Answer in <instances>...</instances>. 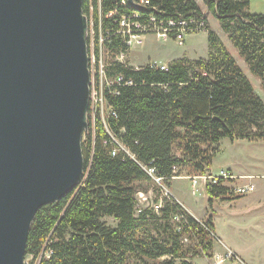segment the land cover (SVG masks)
<instances>
[{"label": "trees", "instance_id": "1", "mask_svg": "<svg viewBox=\"0 0 264 264\" xmlns=\"http://www.w3.org/2000/svg\"><path fill=\"white\" fill-rule=\"evenodd\" d=\"M140 1L133 6L127 0L122 7V0L84 1V13L108 51H127L113 34L107 40L116 24L106 15L120 7V14L139 13L144 19H204L209 55L170 63L167 71L108 64V76L125 81L115 86V93L105 91L116 116L104 121L98 115L93 123L89 111L85 180L37 213L26 249L30 264H193L192 258H212L213 217L195 219L162 195L144 167L154 168L170 188L178 177L211 175L223 139L264 143V100L207 19L210 14L218 20L264 91V14L251 12V0H202L206 11L196 0H149L139 6ZM224 183L206 187L211 208L214 199L241 198L230 195ZM152 186L159 191L155 203L161 201L162 207L138 212V194ZM180 216L184 219L178 223ZM108 217L117 222L115 227L104 221Z\"/></svg>", "mask_w": 264, "mask_h": 264}, {"label": "water", "instance_id": "2", "mask_svg": "<svg viewBox=\"0 0 264 264\" xmlns=\"http://www.w3.org/2000/svg\"><path fill=\"white\" fill-rule=\"evenodd\" d=\"M84 1L0 0V264H29L37 213L85 180L91 70Z\"/></svg>", "mask_w": 264, "mask_h": 264}, {"label": "rangeland", "instance_id": "3", "mask_svg": "<svg viewBox=\"0 0 264 264\" xmlns=\"http://www.w3.org/2000/svg\"><path fill=\"white\" fill-rule=\"evenodd\" d=\"M196 1L206 11L203 1ZM250 10L252 13L264 14V0H251ZM207 19L210 29L214 30L226 44L252 81L256 92L264 100L261 81L251 73L245 61L239 56L238 51L223 31L218 20L210 14H207ZM104 51L106 52L104 64L117 61V57L113 52L108 51L105 47ZM208 55L209 41L205 32L188 35L182 44L174 40L162 42L156 37L148 35L145 38L144 45L132 48L127 63L132 67L138 66L135 68H139L151 66L152 63H168L171 61L168 63L169 65L185 59L195 61L207 58ZM114 140L116 141L115 138ZM218 149L219 153L214 158L212 166L214 174H219L220 171H223L221 169L226 170L229 164L234 162L239 171L243 169V172L249 174L248 176H238L232 173L237 177V181L244 179L237 185L252 182L256 187L253 193L241 198L214 199L211 208L210 197L205 191L208 182L206 184L204 180H199L194 187V182L190 177L182 176L174 180L170 188L161 186L162 195L183 203L200 222L206 221L210 216L213 217L215 224V255L212 258H192L193 264H264V143H251L248 141L232 143L229 139H223ZM158 192L154 186L148 193L140 192L138 194V208L147 210L161 205V201L158 204L155 203ZM183 208L185 209V207ZM104 221L112 227L117 224L113 218L109 217L105 218ZM187 242L185 241L186 244H188ZM226 245L230 246L231 250L227 249ZM234 253L237 254L240 261L238 259L237 261L227 259L228 254ZM223 255H225V259L222 261L219 257Z\"/></svg>", "mask_w": 264, "mask_h": 264}, {"label": "built area", "instance_id": "4", "mask_svg": "<svg viewBox=\"0 0 264 264\" xmlns=\"http://www.w3.org/2000/svg\"><path fill=\"white\" fill-rule=\"evenodd\" d=\"M127 0H122L120 3V7L126 6ZM149 3V0H141L139 6H144ZM119 7V8H120ZM119 8L114 10L106 15L108 19H113L116 24L113 30L108 31L107 40L110 39V34L118 37L122 40V43L126 45L127 51H120L118 53H114L117 57V61L124 65L130 66L127 63V58L135 46L144 45L145 38L148 35H152L156 37L158 40L162 42H168L174 40L180 44L184 43L187 36L190 34H196L205 32L207 33V22L204 19L199 17H195L193 15L180 19V20H158L155 16L150 15L146 19L143 18L139 13H135L133 15L120 14ZM118 17V18H114ZM116 19V20H115ZM88 40H89V57H90V70H91V100L89 111L92 115L93 123L98 115H100L105 121V117L108 115L116 116V113L110 108L106 97L105 91L110 89L113 93L115 86L122 84L124 81L123 77H119L117 79H112L107 74V66L108 64H104V37L102 35L98 36L96 32V28L94 25V21L92 18L89 20V31H88ZM97 40L99 42V47H97ZM111 52V51H110ZM152 67L160 68L162 71L168 70V65H157L156 63H152ZM135 68V67H134ZM139 69V68H136ZM131 82L126 85H130ZM113 89V90H112ZM111 135V134H110ZM113 138V137H112ZM114 140V138H113ZM114 142L124 150L122 145L116 140ZM115 154V153H114ZM146 173L160 186H164L162 184V179L156 176V170L152 167H144ZM194 184L199 180H204L207 184L213 183L217 184L219 181H224V185L230 189L229 194L234 197H244L255 191V185L253 184H245V185H237V177L232 174V172L223 170L220 171L219 174L212 173L211 175L204 177H190ZM233 181V182H231ZM195 192V191H194ZM143 196V195H141ZM162 205L156 207L157 209L161 208ZM141 212V209L138 210ZM183 217H177L175 220L180 223L183 221ZM49 256V253H48ZM225 255L219 257L220 260H224ZM227 259H232L233 261H240L239 257L236 253L228 254Z\"/></svg>", "mask_w": 264, "mask_h": 264}, {"label": "crops", "instance_id": "5", "mask_svg": "<svg viewBox=\"0 0 264 264\" xmlns=\"http://www.w3.org/2000/svg\"><path fill=\"white\" fill-rule=\"evenodd\" d=\"M169 62H171V61H169ZM168 62V63H169ZM168 63L166 62V63H156L157 65H163V64H167L168 65ZM135 67H138V66H135ZM233 166H234V168H233ZM228 169V170H227ZM226 170L227 171H230V172H232V173H234L235 175H238V176H248L249 174H246L245 172H243V169L241 170V171H239V169H238V167L236 166V163H234L233 162V164H229V166H228V168H227ZM221 170H224V169H221ZM212 173H214L213 172V170H212ZM251 176V175H250ZM177 178H175L174 180H176ZM174 180H173V182H174ZM242 180H244V179H239L236 183H240V181H242ZM173 182H172V184H173ZM249 184H253L254 185V183H252V182H249ZM172 186V185H171ZM256 188V187H255ZM256 190V189H255ZM176 200H177V198L176 197H174ZM178 201V200H177ZM178 203L179 204H181L183 207H185V209H186V211H188L189 213H190V211L186 208V206L183 204V203H181L180 201H178ZM195 219H197L198 221H199V219L196 217V216H194L192 213H190ZM202 221V220H201ZM226 247H227V249H229V250H231V247L230 246H228V245H226ZM215 251V250H214ZM233 251V250H232ZM235 252V251H234ZM214 255H215V253H214Z\"/></svg>", "mask_w": 264, "mask_h": 264}]
</instances>
